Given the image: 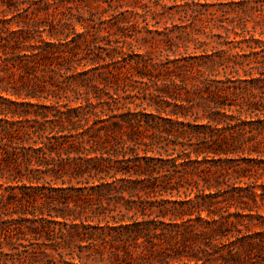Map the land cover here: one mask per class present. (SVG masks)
Here are the masks:
<instances>
[{"label":"trees","instance_id":"obj_1","mask_svg":"<svg viewBox=\"0 0 264 264\" xmlns=\"http://www.w3.org/2000/svg\"><path fill=\"white\" fill-rule=\"evenodd\" d=\"M77 8L0 0V264H264V44L201 56L193 125L111 85L114 18Z\"/></svg>","mask_w":264,"mask_h":264},{"label":"rangeland","instance_id":"obj_2","mask_svg":"<svg viewBox=\"0 0 264 264\" xmlns=\"http://www.w3.org/2000/svg\"><path fill=\"white\" fill-rule=\"evenodd\" d=\"M69 1L73 2L74 14L79 13L77 7L80 3V11L85 13V17L90 16L89 11L96 14V18L102 15L103 19H110L113 16L112 23L116 25L113 29L117 30V35L111 38L113 41H121L127 56L125 60L109 65L107 70L113 71L114 76L117 75H109L111 82H114L111 85L123 87L127 93L136 96L135 103H141L142 100L138 97L144 98L145 91L154 93L159 97H155L153 106L148 107V102L144 100V104L138 109L145 108L149 113H161L163 118L193 125L208 123L202 108L199 111L195 109V114L186 119L168 116L175 105H188L178 99L203 95L206 78L213 83L226 79L221 68L218 69L220 74L205 73L201 76L200 71L205 72L210 67L203 64L201 56L216 54L221 50H231L235 54L241 51V47L248 49L256 40L264 44V0ZM87 3L90 4L88 7L85 6ZM108 26L110 24L106 25ZM78 30L81 32L83 28L78 26ZM106 33L103 31L100 34L101 39ZM106 42L107 39L99 44L106 45ZM152 64L156 66L151 67ZM178 65L182 67L178 69ZM142 73L149 77L142 78ZM239 76H243V73ZM150 79L155 83L150 82ZM172 81L178 87H173ZM166 85L170 87L166 89ZM159 100L163 103L161 111L165 112H159ZM197 101L198 97L195 103ZM130 107L137 109L135 104ZM174 128L183 129L181 125H175ZM244 165L256 166L254 162ZM262 181L264 178L260 180ZM262 212L264 213V209Z\"/></svg>","mask_w":264,"mask_h":264}]
</instances>
